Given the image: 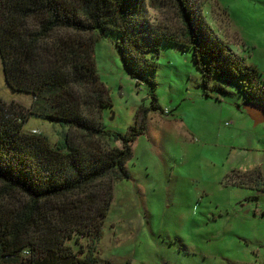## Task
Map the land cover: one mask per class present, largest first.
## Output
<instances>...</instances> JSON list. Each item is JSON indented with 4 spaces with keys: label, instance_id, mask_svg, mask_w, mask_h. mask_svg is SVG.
<instances>
[{
    "label": "trees",
    "instance_id": "1",
    "mask_svg": "<svg viewBox=\"0 0 264 264\" xmlns=\"http://www.w3.org/2000/svg\"><path fill=\"white\" fill-rule=\"evenodd\" d=\"M148 5L168 6L176 18L155 23ZM148 5L0 0L4 79L13 91L32 96L29 107L0 98V264H100L98 243L113 184L129 177L125 163L131 144L147 132L149 109H139L126 134L106 127L102 112L112 100L95 64L96 33L118 32L121 58L138 84L156 86V57L163 43H171L192 49L206 97H212L216 76L236 82L244 102L264 105L258 67L227 49L193 0ZM30 117L59 123L54 145L42 132L23 130ZM239 174L264 184L259 167L231 171L243 186Z\"/></svg>",
    "mask_w": 264,
    "mask_h": 264
},
{
    "label": "rangeland",
    "instance_id": "2",
    "mask_svg": "<svg viewBox=\"0 0 264 264\" xmlns=\"http://www.w3.org/2000/svg\"><path fill=\"white\" fill-rule=\"evenodd\" d=\"M193 3L227 49L258 67L264 85V0ZM148 14L155 23L176 18L168 6L148 5ZM120 38L113 30L95 35L96 68L112 100L103 120L126 134L139 109L149 111L147 132L131 144L125 163L129 177L113 184L98 243L100 264H264V184L239 174L246 182L241 186L229 175L241 162L264 156L248 146L250 131L264 122L256 126L248 117L236 82L213 77L210 92L220 105L207 98L189 47L163 43L156 86L138 84L121 58ZM0 98L27 107L32 102L30 94L7 85L1 59ZM226 108L241 114V122L249 118L250 130L238 126ZM59 129V123L35 117L23 124L24 131L42 132L53 145ZM254 138L263 148L261 137Z\"/></svg>",
    "mask_w": 264,
    "mask_h": 264
},
{
    "label": "crops",
    "instance_id": "3",
    "mask_svg": "<svg viewBox=\"0 0 264 264\" xmlns=\"http://www.w3.org/2000/svg\"><path fill=\"white\" fill-rule=\"evenodd\" d=\"M207 98H209L210 100H213V99H215V98H213V97H207ZM220 100L221 99H215V101H213L215 104L216 103H219V105H220ZM226 110H227V113L228 114H230V116H233L234 118H235V123L238 125V126H241L242 124H244V126H246L247 125V130H250V128L252 127V124H251V121L249 120V118H251V116L249 115V114H247L248 115V117L249 118H246V120L245 121H243V122H241L239 119H241V117H242V115L241 114H236L235 112H233V110H231V109H227L226 108ZM252 119V118H251ZM253 120V119H252ZM261 123H263V122H259V123H256L254 120H253V124L254 125H259V124H261ZM261 127H263L261 130H258L257 132H251L250 131V133L249 134H251L252 135V138H250V140H249V145L248 146H250V149H252V150H254V151H256V152H262V153H264V126H261ZM257 137V136H259V137H261V142H263V148H260V143H259V141L256 139L255 140V138L254 137ZM256 167H259L260 169H261V172H262V174H263V179H264V156L263 155H261V156H259L258 154L257 155H255L254 157H252V159H250V160H248V161H243V162H241L239 165H238V170H240V171H247V170H252V169H254V168H256Z\"/></svg>",
    "mask_w": 264,
    "mask_h": 264
},
{
    "label": "water",
    "instance_id": "4",
    "mask_svg": "<svg viewBox=\"0 0 264 264\" xmlns=\"http://www.w3.org/2000/svg\"><path fill=\"white\" fill-rule=\"evenodd\" d=\"M248 114L256 122H264V105L257 102H247L244 104Z\"/></svg>",
    "mask_w": 264,
    "mask_h": 264
},
{
    "label": "snow or ice",
    "instance_id": "5",
    "mask_svg": "<svg viewBox=\"0 0 264 264\" xmlns=\"http://www.w3.org/2000/svg\"><path fill=\"white\" fill-rule=\"evenodd\" d=\"M262 39H264V32L261 33Z\"/></svg>",
    "mask_w": 264,
    "mask_h": 264
}]
</instances>
